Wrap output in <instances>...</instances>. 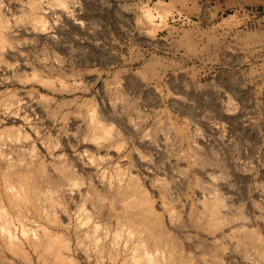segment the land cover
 <instances>
[{
  "label": "rangeland",
  "instance_id": "374dc122",
  "mask_svg": "<svg viewBox=\"0 0 264 264\" xmlns=\"http://www.w3.org/2000/svg\"><path fill=\"white\" fill-rule=\"evenodd\" d=\"M30 1L0 9L10 26L0 111L33 120L31 129L8 126L28 137L0 143L13 161L37 141L81 142L98 123L120 136L105 143L114 152L101 154L93 181L126 179L150 163L152 182L181 210L230 191L235 226L264 225V0H183L191 12L159 0L175 7L163 25L137 24L142 6L158 0H73L79 22L43 0L45 33L19 21ZM21 65L29 70L11 71ZM246 254L239 250L240 264Z\"/></svg>",
  "mask_w": 264,
  "mask_h": 264
},
{
  "label": "bare ground",
  "instance_id": "6f19581e",
  "mask_svg": "<svg viewBox=\"0 0 264 264\" xmlns=\"http://www.w3.org/2000/svg\"><path fill=\"white\" fill-rule=\"evenodd\" d=\"M42 2L43 0H31L27 13L19 21L29 22L35 31L45 33L47 22L40 14ZM55 3L66 5L67 10H63L67 16L79 22L75 10L71 9L73 0H55ZM9 29L8 22L0 12V53L8 44L9 35L6 32ZM28 70L27 66L21 65L11 71ZM4 112L0 111V143L11 144L7 138L19 142L27 140L28 137L23 132H14L8 129V126L20 125L31 129L33 120L20 110L12 109V112H18V115L10 113L5 116ZM119 136L120 133L114 128L97 123L92 128V135L84 137L85 140L81 142L75 139L74 143L68 141L66 145L62 144L63 146L52 144L46 147L37 141L31 154L24 156L20 153L23 157H18L16 161L7 160L8 150L3 149L5 145L0 146V201L4 198L5 182L12 180L15 185L24 189L25 197L37 207L42 205L51 209L54 204L62 203L67 207L69 214H72L75 213V207L77 210L78 205L84 204L86 211L92 213L94 222L100 223L110 234V243L106 246L107 251L103 258L104 264H112L111 257L120 253H123V259H128L134 252L137 253L138 259L142 258V252L138 248L141 244L150 252L156 248L166 249L169 264H187L191 257L211 255L213 252H217L224 264H240L242 259L238 256L237 248L243 249V244L264 239V225L257 223L256 230L250 231L244 226H235V218L231 213L233 205L230 191L221 194L214 190L217 193L213 198L201 202L203 207H193L190 210L188 207L187 210L176 207L174 197L167 196L166 185L157 188L152 182L150 163L143 164L135 175L126 179L109 177L110 181L106 182L107 176L103 174L102 177L95 175V179H100L93 181V173L99 171L96 161L103 157L101 154L110 159L114 152L105 143ZM22 151L23 148L20 152ZM23 153L25 154L24 151ZM74 183L82 184L83 187L70 194L67 189ZM84 196L90 197V200L85 202L82 199ZM49 200L51 204L48 203ZM72 200L76 203H71ZM104 201H112L113 204L108 207L103 204ZM48 219L52 221L51 224L39 221L50 233L47 238L41 234L43 246L39 251L25 249L13 256L4 252L3 246L0 245V264H4L6 260L13 261L14 264H81V261H84V264H99L101 257L96 253L86 256L83 250L76 247L74 236L82 237L83 231L76 232L74 217L70 219V215H64L56 209L55 216L49 212ZM70 224L73 225L72 228H68ZM117 233H121L123 239L118 241L120 247L113 250L110 244L117 242ZM58 237L63 239L58 240ZM65 241L68 242L67 251L63 250ZM221 247L224 248L222 252L218 251ZM46 248H51V252L46 253ZM116 264L120 262L116 261Z\"/></svg>",
  "mask_w": 264,
  "mask_h": 264
},
{
  "label": "clouds",
  "instance_id": "9594fccd",
  "mask_svg": "<svg viewBox=\"0 0 264 264\" xmlns=\"http://www.w3.org/2000/svg\"><path fill=\"white\" fill-rule=\"evenodd\" d=\"M178 6L191 12L192 9L188 7L183 0H179ZM50 9H65L66 5L62 3H51L47 5ZM8 5L0 0V9H7ZM160 9V12H156V9ZM144 13L140 19L137 20V24H142L145 18L156 19L161 21V24L167 21L173 16L175 12V7L171 4L165 5L161 2L156 4L155 8L149 9L148 5L145 4L140 9ZM58 19V18H57ZM46 23V22H45ZM145 35L155 39V34L150 31H145ZM18 115V112H12L11 107L6 108L4 115L9 114ZM24 119L27 120V117ZM12 143H18V140L7 138ZM7 147V145H5ZM85 155H88L85 153ZM7 160H11V157H6ZM82 184H72L67 191L71 194L74 191H78ZM82 199L87 202L90 197L84 196ZM51 204V200L48 201ZM71 203L75 204L76 201L72 200ZM104 205L111 207L112 201H104ZM31 209V210H29ZM56 209H59L62 214L70 215V219L75 218V228L76 232L80 233L83 231L82 237L77 235L76 247L84 251L86 256L90 253H96L97 256L101 257L99 264H104V254L107 251L106 246L110 243V234L107 229L98 222H94V217L92 213L86 211L85 205H78L77 211L75 213L69 214L67 207L62 203H56L51 209L44 208L42 205L37 207L32 204L24 194V189L14 184V181L7 180L5 182V194L2 201H0V245L3 246V251L11 253L13 256L17 255V252H23L25 249L39 251L43 246V241L41 239V234L47 238L50 233L46 227L43 226L41 222L47 221L49 224L52 223L48 219L49 212L55 216ZM73 225H68V228H72ZM87 230V231H84ZM63 239L62 237H58ZM123 239L121 233L116 234V241L110 244L111 249L115 250L120 247L118 241ZM246 250V255L244 259L248 261V264H264V239H257L250 241L247 244L242 245ZM127 247V245H125ZM142 252V258H137V253H133L128 259H123V253L119 255H113L111 257L112 264H116L119 261L120 264H169L166 259V249L156 248L151 252L147 249L144 244L138 246ZM250 249V251H249ZM64 251L68 250V242H64ZM239 247L237 251H239ZM46 253L51 252V248L44 249ZM199 252L200 249H197ZM218 251H224L221 247ZM4 264H14L13 261H4ZM71 264V262H69ZM187 264H224L223 259L219 258L217 252H213L211 255H199L197 257L189 258Z\"/></svg>",
  "mask_w": 264,
  "mask_h": 264
}]
</instances>
